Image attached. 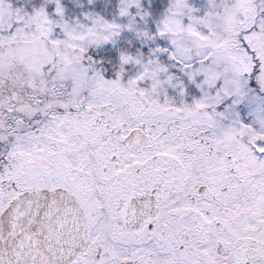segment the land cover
<instances>
[{"label":"snow or ice","instance_id":"obj_1","mask_svg":"<svg viewBox=\"0 0 264 264\" xmlns=\"http://www.w3.org/2000/svg\"><path fill=\"white\" fill-rule=\"evenodd\" d=\"M0 264H264V0H0Z\"/></svg>","mask_w":264,"mask_h":264}]
</instances>
